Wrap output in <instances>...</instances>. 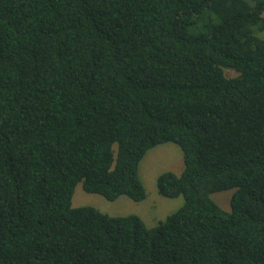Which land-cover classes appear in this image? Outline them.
Returning <instances> with one entry per match:
<instances>
[{
  "label": "trees",
  "instance_id": "1",
  "mask_svg": "<svg viewBox=\"0 0 264 264\" xmlns=\"http://www.w3.org/2000/svg\"><path fill=\"white\" fill-rule=\"evenodd\" d=\"M263 29L264 0H0V264H264ZM167 141L163 219L71 206L142 200Z\"/></svg>",
  "mask_w": 264,
  "mask_h": 264
},
{
  "label": "rangeland",
  "instance_id": "2",
  "mask_svg": "<svg viewBox=\"0 0 264 264\" xmlns=\"http://www.w3.org/2000/svg\"><path fill=\"white\" fill-rule=\"evenodd\" d=\"M264 35V29L260 33ZM227 75H233L231 69L225 70ZM183 167L182 154L179 146L171 141L162 142L149 148L139 161L138 175L145 188V197L135 201L126 195H120L113 200L103 195L85 191L81 183L75 185L71 206L91 205L109 215L138 214L146 225L151 226L163 219L168 213L175 210L182 203V196L167 197L158 193L156 176L164 171L171 170L179 173ZM234 188L212 192L210 197L224 210H229V198ZM151 203V209L148 208Z\"/></svg>",
  "mask_w": 264,
  "mask_h": 264
},
{
  "label": "crops",
  "instance_id": "3",
  "mask_svg": "<svg viewBox=\"0 0 264 264\" xmlns=\"http://www.w3.org/2000/svg\"><path fill=\"white\" fill-rule=\"evenodd\" d=\"M148 208L151 209V203H149ZM143 220V219H142ZM148 226V225H147Z\"/></svg>",
  "mask_w": 264,
  "mask_h": 264
}]
</instances>
